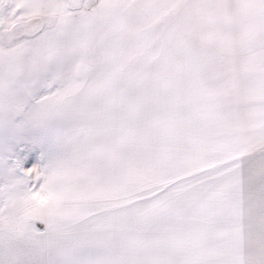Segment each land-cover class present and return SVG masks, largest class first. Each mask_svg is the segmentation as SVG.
Listing matches in <instances>:
<instances>
[{
    "label": "snow or ice",
    "instance_id": "obj_1",
    "mask_svg": "<svg viewBox=\"0 0 264 264\" xmlns=\"http://www.w3.org/2000/svg\"><path fill=\"white\" fill-rule=\"evenodd\" d=\"M0 264H264V0H0Z\"/></svg>",
    "mask_w": 264,
    "mask_h": 264
}]
</instances>
